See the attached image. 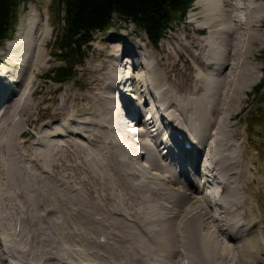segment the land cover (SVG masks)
<instances>
[{
  "label": "bare ground",
  "instance_id": "1",
  "mask_svg": "<svg viewBox=\"0 0 264 264\" xmlns=\"http://www.w3.org/2000/svg\"><path fill=\"white\" fill-rule=\"evenodd\" d=\"M195 5L203 11L206 22L199 27L201 22L192 16L190 24L194 27L198 23L195 33L201 37L199 41L209 32L204 47L199 52L193 50L188 33L173 44L183 54L195 53L193 57L200 59L202 69L212 71L203 74V86L194 89V98L184 99L173 87L160 89L155 69L160 62L147 55L148 46L123 48V38L114 37L111 44L119 45L121 54H111L113 69L104 89L76 99L89 103L91 112H54L57 119L45 124L33 118L41 107L36 103L39 90L33 88L32 78L37 77L36 69L42 68L44 47L51 36L48 19L38 15V19L26 20L27 15L22 20L6 48L9 57L5 61L14 66L15 77L11 76L15 82L4 86L0 78V94L4 93L0 98V264H78L74 251L79 247L80 264H257L251 257L255 246L250 240L264 237V218L249 219L245 213L252 200L251 181L257 182L244 169L247 147L238 143L242 139L238 124L225 125L232 118L224 117L223 102H233L259 81L260 71L242 70L237 57L246 59L251 46L264 42V38L258 40L249 33L255 19L260 21L256 32L264 29V2L196 0ZM242 29L246 31L241 34ZM203 57L216 60V66L210 63L208 67ZM230 65L237 71L235 76L242 78H231ZM94 71L101 74L105 69ZM64 99L59 100L55 111L67 109L69 103H63ZM94 107H99L102 115L96 114ZM103 108L110 118H104ZM128 116L140 119L139 123L129 122L131 117L125 122ZM28 131L34 138L26 145L25 141L32 139L24 137ZM174 135L190 139L193 149L176 154ZM67 138L84 152L80 155L82 164L67 168L80 169L100 181L112 194L111 211L103 196L95 198L97 204L93 199L89 203L82 191L87 182L67 183L53 168L67 161L64 152L69 155L66 149L72 144ZM70 156L75 162L78 151ZM154 170L162 176L152 175ZM103 176L105 180L110 176L108 182L101 180ZM199 182L203 187L197 185ZM118 183L121 187L115 190ZM192 185L203 192L195 200L190 195ZM214 187H218L217 192ZM44 194L45 199L41 198ZM67 229L69 233L64 232ZM85 236L89 237L87 242ZM259 241V247L264 248V238ZM83 242L91 243L86 246Z\"/></svg>",
  "mask_w": 264,
  "mask_h": 264
},
{
  "label": "rangeland",
  "instance_id": "2",
  "mask_svg": "<svg viewBox=\"0 0 264 264\" xmlns=\"http://www.w3.org/2000/svg\"><path fill=\"white\" fill-rule=\"evenodd\" d=\"M243 4H244V2H243ZM51 5H52V0H31L26 5V7L24 6V4H22L21 7L19 8V11H18L16 30H15L14 36L12 38V39L15 38L19 24L21 22H23L22 20H24V18L27 15H30V16H27L26 20H29L30 18L32 20L34 17H35V19H38V15L42 16V18L48 19L47 22H48L49 32H50L51 36L49 35L50 39L48 42H46V45L44 47L45 57H43V59L41 60V64H43L41 66L42 68H40L41 70L39 68H37L36 71L38 73L35 72L37 77L32 78V79H34L33 88L39 90V95H37L36 103H38V105H40V107H41V111L37 112V110H35L36 114H34L33 118L37 119V120L40 119V121H42L40 124H45L48 121H52L53 119H57V116H54V112L57 113L56 115L65 114L67 112V110H68L67 114H69V115L86 114V113L91 112L88 109V108H90L89 103H85L83 101L78 102L76 99L86 98V97L95 95V93H98L99 91L104 89L105 82L108 80V78L110 76L109 75L110 70L113 69V64L111 63V60H112L111 54H115L117 57H119V55L121 54V51H119V45H117L115 47V45L111 44L113 42L114 37H122L123 38L122 42L120 43L121 44L120 46H122L123 48L128 47L129 49H134V46L147 48V46H148L149 48L146 50L148 51L147 53H150V54H147V53L146 54L149 56H153L154 58L156 57L155 60L160 62V65L156 64L159 68L155 66V69H157V73L159 74L158 80H160V81H158V83H159L158 85H159L160 89L163 88L164 86L173 87L174 90L178 91L179 94L184 99H186L188 97L194 98V96H193L194 91L197 90L198 87L203 86V81H204L203 74L207 75L209 73L211 74V72H212V71L202 69L203 65H200L201 64L200 59L196 60L193 57V54L195 55V53L187 54L186 53L187 51H186L184 53L185 54L184 55L182 53V51L177 48V46L173 45L174 43H178L179 41L184 40V38L186 37V34L188 33V36L191 37L190 44L193 47V50L195 49L197 52H199V50L201 51V47L202 48L204 47L203 44H205L206 40L209 38V32H206L205 38L203 40L199 41V39H201V37L195 33V31H196L195 29L197 28L196 25H198V23H195L196 25H194V27L190 24V21H192V18H191L192 16H195V19H198L199 23L201 22L200 23L201 25L199 27H202L204 25V23L206 22L205 21L206 18L203 16V11L200 10L201 8L196 6L194 3L193 8L190 10L188 15L186 16V19L183 22V24L181 26L175 25L173 31L169 32V35H167L166 37H164L161 40L158 47L152 46V44L148 40L146 34L143 31L138 30L132 23H127V22L119 19L118 17H115V23L113 25V28L108 33H106L104 35H102V34L96 35L95 41L92 44V49H91L90 54H89L90 56H89L88 60L86 61L85 66L78 68L79 73H78V76L75 79V81L68 83V84H64V85H60L58 83H55L50 78H52L53 72L55 71V69H57L59 66L63 65V63L60 62L56 58V56H54L55 46L53 44L55 41L56 33L60 32L61 26L59 25V22H55L54 19L52 18V15L50 13V6ZM241 6H242V3H241ZM249 6H251V5L249 4ZM254 15H256V12L254 13ZM241 16H242V14H241ZM251 26L252 27L249 29V33L254 34L255 38H258V40L263 39L264 38V29L262 30V32H260V34L258 32H256V30H258L260 27V21L257 19L253 20V23ZM244 30L245 29L241 30V34H242V32H244ZM209 31H210V29H209ZM226 31H228V30H226ZM239 31H240V29H239ZM225 33H227V32H224V35L226 36ZM246 33H248V32H246ZM241 34L238 38L242 37ZM258 35H260V37ZM210 36H211V33H210ZM231 38H229V39H231ZM234 40H236V39H234ZM242 41L244 42V40H242ZM185 42H186V40L182 43V47H184V49L186 47ZM263 43L264 42H260L259 43L260 45L259 44L257 45L255 43L256 46H251L250 51L248 52L249 57L248 56H247V58L245 57L246 59H244L242 57H237V64L239 66H241L242 70L243 69L246 70L248 68L249 70L251 69L250 71H254V72L256 71V73H258L260 71V74L258 76H260V75L261 76L259 77L258 83L256 85L252 86L250 91L248 89V90H246V93L245 92H244V94L241 93L239 98L229 97V98H234V100H232L233 102L226 103L225 101H227V100L224 101L225 103L223 102L224 105H226V106L228 105L227 107L225 106V108H223L224 112L226 113V115L224 113V117H230L231 116V118H232L231 121L230 120L226 121L225 125L229 126L232 124H238L237 126L240 128V130L242 132V136H241L242 139L238 143L242 144L244 148L247 147L246 151H247L248 160L244 161V169L246 171H249L253 175V177L256 179V182H257V184H256L253 181H251L252 185L250 186V193H251L250 198L252 200H251L250 208L247 209V211L245 212L246 215L249 217V219L264 218V184H263L264 183V123L260 124V125H256V126L254 125V122L255 121L259 122L261 120V117H263V115H264V76H263L264 49L260 50V46H261V48H264V45L262 47ZM6 48H7V43H5V45L2 48H0V78H1V80H4V82H5V83L3 82L4 86L6 84H9V83L13 84L15 82V80H13V76L15 77L14 66L10 65L8 63V61H5L7 56L9 57V52L7 55ZM142 50L144 51V49H142ZM262 54H263V56H262ZM203 55H204V53H203ZM261 56H262V58H261ZM203 59H204V62L206 64H208L207 65L208 67H209L210 63L214 64L213 68L217 64L216 60L211 62L210 60L205 59L204 57H203ZM43 60H44V63H43ZM2 61L4 63H6V65L8 66V69H5L6 66L2 63ZM156 61L154 63H156ZM215 62H216V64H215ZM242 66H243V68H242ZM144 67H146V66H144ZM100 68H104L105 71L101 74H97L94 70L100 69ZM218 68L219 69H217V70L221 72L222 70L220 69L219 66H218ZM221 68H223V67H221ZM230 69L233 71V72L231 71V74H230L231 78H232L235 76L237 71L234 68H232V65H230ZM8 70H11V73H7ZM39 70H40V72H39ZM12 74H13V76H11ZM7 76H9L10 80H7L5 78ZM235 78L239 79V78H242V76H240V77L235 76ZM260 85L263 86V88L261 89L260 93L258 94L255 91V89L258 88ZM3 94H4L3 92H2V94H0V98L4 96ZM206 94L207 93L202 92L203 96H206ZM68 95L72 96L71 100H70V96H68ZM34 96H36V95H34ZM131 96H133V94ZM113 97H117V96L113 95ZM63 98H65L63 103H65V104L69 103L67 105L68 106L67 109L62 111V112H61V108H60V112L55 111L59 100H61ZM28 102H30V100L27 101V105L30 107ZM63 103H61L60 106H62ZM1 105H3V104H1ZM27 105H26V108H27ZM104 105H105V103H104ZM16 107H17V103L15 104V108ZM102 107L103 106H100V108H102ZM100 108L99 107L95 108L96 114H98V115H102ZM103 110H104L103 111L104 118H108V117L110 118V115L108 114V112L105 111L104 108H103ZM107 115H108V117H107ZM26 118L27 117L24 118L25 124L28 122L27 120H25ZM30 122H31V124L35 123L31 119H29V123ZM24 123H23V128H26V125ZM225 125H224V127L227 129V126H225ZM29 126H30V124H29ZM31 126L34 127V125H31ZM130 128L128 130H130ZM212 131H214V130L212 129ZM21 135H22V133L19 134V138ZM138 138L141 139L140 137H137V140H138ZM32 140L33 139L25 141V143H28L26 145H29L32 142ZM67 140L72 142V144L70 146L68 144L67 149H66L67 152L69 153V155H72L74 150H77L78 154H79V156L77 157L78 159L76 158V160L74 162V157L73 156L69 157V155L66 152H64L65 155L68 157L67 161L64 159V160L60 161L59 163H57L55 165V167H53V168L57 169V172L59 174H61L62 176H64V178L67 180V183H68V181H71L72 183H75V185H79L80 183H82L84 181L87 182V184H85L86 186L82 189V191L84 192V194L87 195L89 203H91V200L93 199V201H92L93 204H97V200H95V198H97L99 196H101V197L103 196L106 199V203L108 204L107 210L111 211L113 208V207H111V205L113 203L110 200V198L112 199V197H111L112 194L110 193V191L104 190L103 187L100 185V181L95 179L94 176H91L90 174L85 175L83 173V171L80 169L76 170V171L70 170L71 169L70 167L74 165L73 163L79 164V165L82 164V158L80 159V155H84V152H82L83 148L80 147V145H78L77 143H75L74 141H72L68 138H67ZM148 141L150 142L151 139H149ZM25 143L23 144V146H25ZM60 143L65 144L64 142H60ZM30 147H31V145H30ZM79 147L82 149H80ZM72 150H73V152H71ZM138 151H140L141 153L143 152L141 150V147H139V146H138ZM204 151H205V149H204ZM141 156L144 157V154H141ZM143 157H142V159H143ZM142 159H141V161H144V164H145L146 160H144V159L142 160ZM71 164H73V165H71ZM67 166H69L70 169H68ZM256 170L258 171V173H256ZM61 171H63L64 173ZM152 172H150V173H152V175L156 174L159 177L162 176L161 172L158 170H154ZM89 177H90V179H89ZM185 177L186 176L183 175L182 179L185 180ZM109 178H110V176L106 177L107 180H105V178L103 176V177H101V180H105L106 182H108ZM31 184H32V182H29V189H32ZM197 185L202 186L203 184H201L199 182ZM207 185H209V184H207ZM216 185L218 186L219 183H217ZM120 187H121L120 183H118V184H116V186H114L115 190H119ZM164 187H166V186H164ZM50 188H49L50 190L53 189L51 186H50ZM210 188H212V187H210ZM213 189H211V191ZM213 191L217 192L218 187H216ZM199 192H197L195 190L193 185L191 186L190 195L192 196V200H195V197L202 195L203 192H201V191H199ZM68 193H66V194H68ZM41 198L45 199L46 195L44 194ZM65 199H66V197H65ZM166 206L171 207V205H166ZM210 212H211V210H210ZM70 214H72V213H70ZM73 215H74V213H73ZM240 215L242 216L244 214H242L240 212ZM218 218L220 220L222 218L220 212H219ZM135 227H136V224H135ZM83 228H85V227H83ZM88 230L91 231V229H89V228H88ZM89 231H88V233H89ZM64 232L69 233L68 229H67V231L65 230ZM134 232L136 233L137 230ZM136 234H139V233L137 232ZM81 238H83V237H81ZM84 238L85 239L87 238L85 240L87 242L89 237L85 236ZM261 238H264V237H260V238L257 237L254 239L252 238L253 240H250V243L255 246V249L253 251L254 253L252 254L251 257L256 259V260L255 259H253V260H255L257 262V264H264V248L259 247V244L261 243V241H259V240ZM75 241L78 242V240H75ZM75 241H72V243L73 242L76 243ZM79 241H84V240L79 239ZM222 241H224L225 243L227 242V240L225 238H223ZM85 243L83 245L88 246L91 242H88V244L87 243L85 244ZM76 244H78V243H76ZM148 244L150 245V243H148ZM23 247H21V249ZM55 247H56V245H55ZM77 249H79V250H77ZM91 249L92 248H90V250ZM97 251H99V250H97ZM79 252H81L80 247L75 249V251H74L75 257L73 256L75 258V261L78 264H80L78 262V260H83L82 258L79 257V254H80ZM0 257H1V253H0ZM247 257L248 256H245L242 260H244V261L247 260L246 259ZM244 264H246V263H244Z\"/></svg>",
  "mask_w": 264,
  "mask_h": 264
},
{
  "label": "trees",
  "instance_id": "3",
  "mask_svg": "<svg viewBox=\"0 0 264 264\" xmlns=\"http://www.w3.org/2000/svg\"><path fill=\"white\" fill-rule=\"evenodd\" d=\"M31 0H0V48L11 40L16 30L18 11ZM196 0H52L50 13L61 26L56 33L54 56L63 63L51 80L60 85L74 82L78 68L89 58L97 34L109 32L115 17L132 23L158 47L161 40L182 24ZM264 76V71H263ZM263 86L255 91L259 94ZM264 123V115L254 125Z\"/></svg>",
  "mask_w": 264,
  "mask_h": 264
},
{
  "label": "water",
  "instance_id": "4",
  "mask_svg": "<svg viewBox=\"0 0 264 264\" xmlns=\"http://www.w3.org/2000/svg\"><path fill=\"white\" fill-rule=\"evenodd\" d=\"M24 137H28V138H34V134L33 133H31V132H27V133H25L24 134Z\"/></svg>",
  "mask_w": 264,
  "mask_h": 264
}]
</instances>
